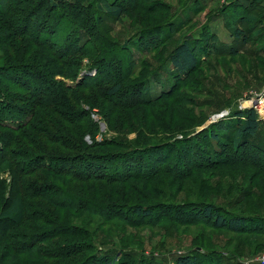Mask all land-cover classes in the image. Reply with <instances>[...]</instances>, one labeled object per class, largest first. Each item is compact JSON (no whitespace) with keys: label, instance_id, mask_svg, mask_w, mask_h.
<instances>
[{"label":"rangeland","instance_id":"1","mask_svg":"<svg viewBox=\"0 0 264 264\" xmlns=\"http://www.w3.org/2000/svg\"><path fill=\"white\" fill-rule=\"evenodd\" d=\"M13 2L20 14L5 17V0H0V75H5V68L21 63L49 70L58 66L68 74L75 71L78 80L86 76L95 80L96 72L101 71L107 85L79 90L73 96L72 110L81 103L98 109L90 116L98 133L93 138L82 134L81 141L87 146L93 140L106 141L89 152L120 157L109 158L115 161L112 171L138 170L142 177L147 176L108 185L74 182L47 172L21 175L35 156L76 154L60 148L51 135L65 120L62 110L69 108H59L61 113L39 109L36 114L37 118L44 115L38 118L41 120L13 134L19 142L12 149L20 158L11 169L6 165L7 171L0 168V216L18 199L24 210L21 224L0 222V264H92L98 258L108 259L110 264H176L181 256H192L196 264H264L257 262L264 260V115L258 116L261 126L255 137L243 141L239 150L234 148L235 112L252 109L250 102L264 95V22L261 29L248 34L244 45L230 37L242 28L238 17L255 16L254 3H246L239 11L224 7L229 0H120L123 16L116 20L101 14L98 7L104 0H69L68 15L52 35L47 29L51 20H44L51 11L47 0ZM33 7L41 11L27 32L35 31L37 43L50 34L48 44L21 37L27 28L23 13ZM62 10L59 6L51 18ZM231 11H235L234 19ZM66 19H72L74 26L65 23ZM215 33L219 42L211 43L210 34ZM78 37L77 46L84 45L82 51L72 44ZM104 38L107 44H103ZM186 38L192 40L200 62L190 75L178 77L167 57ZM220 43L233 45L238 52L227 55L225 49H217ZM62 52L67 54L65 60L60 58ZM130 66L117 105L102 98ZM143 86L150 96L170 92L172 96L151 104L133 101ZM8 90L12 96L22 94L12 87ZM1 110L4 123L21 121ZM220 126L224 133L219 132ZM212 132L217 134L216 141L210 139ZM194 135L191 144L182 142ZM225 155L242 163L199 166L209 158L224 160ZM148 170H152L150 175ZM55 200L58 206L53 204ZM73 204L76 210L71 209ZM94 205L97 211L92 213ZM106 206L117 208L106 210ZM136 206L150 215L138 217L132 209ZM208 206L225 220L235 215L261 220L245 223L241 233H231L215 227L214 213L204 214ZM81 207H89L90 212ZM115 214L122 217L111 220ZM56 231L58 236L44 241ZM75 231L86 237H74ZM78 242L90 249L79 256L65 259L58 254L59 258L49 259L50 253H58L52 252L53 247Z\"/></svg>","mask_w":264,"mask_h":264},{"label":"trees","instance_id":"2","mask_svg":"<svg viewBox=\"0 0 264 264\" xmlns=\"http://www.w3.org/2000/svg\"><path fill=\"white\" fill-rule=\"evenodd\" d=\"M5 0V10L3 9V14L5 17H13L15 15H19L21 10L15 9L14 6V0H11L9 4L6 5ZM22 4L29 3L30 0H19ZM254 3L255 5V16H242L238 17V22L240 25H242V30H235V32L230 33V37H232V42L237 41L240 39L242 45L245 44L246 39L251 36V33L254 32V29L262 27V23L264 22V0H229L227 2L226 8H232L237 9L239 8L243 10L244 5L246 3ZM47 3L51 7L50 13H46V17L44 20L49 19L51 22L47 25V29L49 32L51 31V34L60 28L61 25H63L65 21V16L68 15V8L71 5L69 0H47ZM120 0H104L103 6L100 5L98 7L99 10H101V14L107 15L112 17L113 19H120L123 16V9L121 5L119 4ZM16 4V1H15ZM21 4V5H22ZM59 6L63 7L62 12L57 14L55 17L51 18L53 12L56 11V9L59 8ZM260 6L261 8H259ZM39 7V6H38ZM263 8V10H262ZM78 10V8L76 7ZM41 11V9H35L33 7L32 10L27 11L26 13H23L24 16L22 18L27 19V28L25 29L24 33H21V37L25 38L28 37L31 39L34 43L38 42V38L35 35V31L32 33H28V28L30 27L31 23L34 22V19L36 17V13ZM234 13L235 11H231L230 18L234 19ZM239 13V12H238ZM237 13V14H238ZM71 15V14H70ZM73 17V16H72ZM220 18H223L221 15H219ZM218 17V18H219ZM24 20H23V22ZM65 23H69V26L73 27V20L72 19H66ZM207 26V25H206ZM62 27V26H61ZM98 29V28H97ZM50 35V34H49ZM43 37L41 43L37 44H48L47 40L48 36ZM54 35V33L52 34ZM203 36V34H202ZM201 36V37H202ZM7 37V36H6ZM5 37V38H6ZM10 37V36H8ZM200 37V36H199ZM12 38V37H11ZM81 37L80 39H82ZM105 39V40H104ZM103 44H107V39L104 38ZM234 39V40H233ZM9 42L10 39L8 38ZM190 39L186 38V40L182 41L173 51V53L167 57V60L170 61L171 66L177 71L176 76L178 77H184L190 75L193 71L196 70L198 67V64L200 62L199 59H196V55L194 54V47L191 44ZM81 41L78 40L73 45H79ZM210 42H219L217 33L210 34ZM244 42V43H243ZM71 46L69 47V50H71ZM50 46L53 45V43L49 44ZM220 49H225V53L227 55L233 56L238 52V49L235 48V46H225L222 45V43L219 44ZM84 45L77 46L78 50L82 51ZM105 47V46H104ZM218 46H215V48ZM67 53V51H66ZM222 53L221 55H226ZM65 57H67V54L62 52L60 58L65 60ZM77 66V65H76ZM75 66V67H76ZM78 67V66H77ZM132 66L129 67L128 71L125 72L122 76L116 77V83L115 85L111 86L107 91L102 93V98L109 99L111 101L116 102V98L119 97L124 91L121 88V82L124 81V75L130 71ZM5 72V75H0V96L4 97V100L0 101V107L2 108L1 113L6 116H10L12 118H20L21 121L12 123L5 122L0 119V129L3 130V133H0V168H4L6 170V165H8V168L11 169V166L13 165V162L16 161V159L20 158V155L17 154V152L13 151V146L17 144L19 141L17 139L13 138V134H18L21 130H23L25 127L29 126L30 124L34 123V121L41 120L38 118H42L44 116L43 114L40 115L41 117L37 118V112L39 109H45L51 110V109H57V112H60L58 109H68L69 112L65 113L66 111L62 110L65 115L64 119H62L63 122H60L59 126H56V130L53 131L51 135L55 137L56 144L64 149L66 152H72L76 153L74 156H48L42 155V156H35L32 159H30L28 165V169H24V171L21 173L23 176L32 175L35 173H42L47 172L50 174H53L54 176H65L69 178L70 181L79 182V183H102V184H115L117 182L119 183H125L126 181H133L140 178H145L147 176V173H144V177H142V174L139 173V171L135 172H122L117 173L112 171V166L115 161L112 159H118L120 157H109V156H100V155H94L89 152V150L96 149L97 147H101L107 144L106 141L96 142L93 140L90 146H87L85 143H83L81 140L82 134L84 135H90L91 138L94 137L96 132L98 133V128L94 125V123L90 120V116L93 115V109L94 108L90 105H85L84 103H81L79 105V109L72 110V100L75 93H77L79 90H94L98 89L100 86L107 85V82L101 77V71H97L96 75L93 77L92 80L91 77H81L79 80L77 78L78 72H72V73H65L62 72L61 69L58 66H53L52 70H49V67L47 66H38L33 65L29 63H21L17 64L16 66H13L12 68H5L3 70ZM118 75V74H117ZM75 79V80H74ZM71 84H66L65 81H73ZM9 87L14 88L16 91L22 93L18 96H12L9 92ZM138 91V90H137ZM140 95L144 93V96L135 95V98L133 101L138 102L139 100L141 103L144 104H151L158 102L162 99H169L172 96V92L167 93L164 95V93H161L157 96L154 94L150 96L148 94V90L144 88L141 89ZM147 93V94H146ZM13 101L14 104H10V102ZM119 102V101H118ZM12 103V102H11ZM114 103V102H113ZM115 104V103H114ZM117 105V102L116 104ZM98 110V109H97ZM99 112H101L99 110ZM101 118L103 117L102 112L98 113ZM235 120L237 121V129L234 132L235 140H234V148L236 150L240 149V146H243L242 142L246 141L248 139H251L255 137V135L259 132L261 123L259 122L257 113L252 109H246L244 111H236L235 112ZM105 124L108 126V123L105 120ZM220 125V124H219ZM95 127V130H94ZM218 126H215V129ZM220 133H224V127L220 126ZM39 130V129H38ZM37 132H41L40 130ZM4 131H7L5 134ZM43 131V130H42ZM87 131V132H86ZM47 136V132H42V136ZM83 135V136H84ZM217 134L213 133L210 135V139L213 141H216ZM96 136V135H95ZM79 137V138H78ZM196 136H192L191 138H182V142H186L185 144L189 143L191 144L192 139ZM196 140V138H195ZM39 142V141H38ZM59 142V143H58ZM39 146V145H38ZM237 151H235L236 154ZM229 155H225L224 160H216L215 158H209L204 162L203 164L199 166L203 167H214L217 165H229L233 163H242V161H235V159H230L228 157ZM236 156V155H235ZM28 157V156H27ZM160 160H158L159 162ZM43 162V163H42ZM42 163V164H41ZM33 166V167H31ZM111 166V167H110ZM7 168V170H8ZM6 170V171H7ZM118 170V169H116ZM149 173L152 172V170H148ZM81 181V182H80ZM73 199V197H71ZM78 199V198H77ZM58 200H55L53 202L54 205L58 206L59 202ZM59 206H63L62 204ZM55 207V206H54ZM95 207V208H94ZM97 205L93 206V209H91V212L94 213L97 210ZM103 208V206H101ZM114 209L117 208V206H106V210L108 209ZM127 208V207H125ZM71 209L76 210L75 205H71ZM135 214L138 217H147L150 215V212L148 210L142 209L140 206H136L132 208ZM80 210H87L90 212L89 207H81ZM78 210V211H80ZM101 210V209H100ZM23 203L21 199L15 200L13 202V205L9 209L8 213L4 216H0V222H6L7 224L11 225H19L23 221ZM100 214V212H98ZM214 213L215 221L214 225L217 229L219 228H225L231 233H241L244 231V225L247 222L254 221H260L259 219H253L251 216H240L235 215L233 218L225 220L223 217H221L218 212L216 211V208L212 206H208L204 209V214L206 216H210ZM122 216L120 214L113 215L110 219H119ZM255 223V222H254ZM50 235L47 240L44 241H50L53 236H58V231ZM74 237H86L85 234L78 233V231H75ZM44 243V242H41ZM37 243L34 242L33 246H36ZM45 244V243H44ZM39 245V243H38ZM90 248L86 246V244L83 243H73L71 245L62 246L59 248L53 247L52 252L57 250L58 253L54 252V254L50 253L49 259H57L59 257L58 254H60V257L62 258H69L71 256L80 255L84 251H88ZM63 251V253H62ZM95 251V250H94ZM62 255V256H61ZM51 256H55L51 257ZM93 257V256H92ZM192 256H181L177 259L176 264H196L194 258H191ZM87 262H84L82 264H86ZM92 264H110L108 259H94Z\"/></svg>","mask_w":264,"mask_h":264},{"label":"built area","instance_id":"3","mask_svg":"<svg viewBox=\"0 0 264 264\" xmlns=\"http://www.w3.org/2000/svg\"><path fill=\"white\" fill-rule=\"evenodd\" d=\"M262 96L264 95L258 96L256 99L252 100L249 104L252 106V110H254L258 116L264 115V98ZM257 262H264V260L259 259L257 260Z\"/></svg>","mask_w":264,"mask_h":264}]
</instances>
